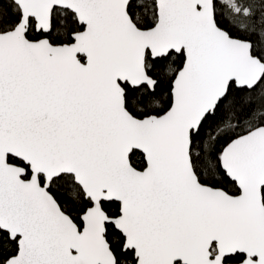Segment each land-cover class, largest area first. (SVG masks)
Returning a JSON list of instances; mask_svg holds the SVG:
<instances>
[{"label": "snow or ice", "instance_id": "snow-or-ice-1", "mask_svg": "<svg viewBox=\"0 0 264 264\" xmlns=\"http://www.w3.org/2000/svg\"><path fill=\"white\" fill-rule=\"evenodd\" d=\"M0 264H264V0H0Z\"/></svg>", "mask_w": 264, "mask_h": 264}]
</instances>
